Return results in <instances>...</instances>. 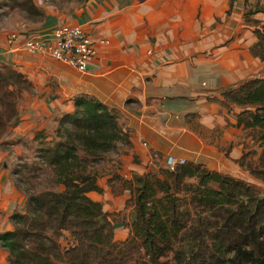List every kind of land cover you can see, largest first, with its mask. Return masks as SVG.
<instances>
[{
	"label": "crops",
	"instance_id": "1",
	"mask_svg": "<svg viewBox=\"0 0 264 264\" xmlns=\"http://www.w3.org/2000/svg\"><path fill=\"white\" fill-rule=\"evenodd\" d=\"M41 8L40 28L28 31L79 25L93 39L97 56L80 72L45 53L12 49L0 35V58L31 83L17 105L19 122L3 140L33 141L41 131L51 135L56 119L74 111L77 94L115 110L130 143L126 150L118 144L108 152H117L120 170L101 173L103 193L91 191L88 196L113 214L114 239L122 240L117 229L124 227L128 233V228L117 219L130 220L133 206L126 205V188L119 185V195L110 188L112 173L127 180L149 172L147 162L151 165L153 157L164 160L170 154L219 172L229 165L218 154L215 128L223 136L219 143L229 142L243 128L214 97L220 98L224 87L261 75L264 61L253 56L252 47L258 41L254 25H264V11L246 12L264 9V0H87L66 12L49 3ZM22 199L14 176L0 163V232L12 228L9 216ZM0 264H7L1 246Z\"/></svg>",
	"mask_w": 264,
	"mask_h": 264
},
{
	"label": "trees",
	"instance_id": "2",
	"mask_svg": "<svg viewBox=\"0 0 264 264\" xmlns=\"http://www.w3.org/2000/svg\"><path fill=\"white\" fill-rule=\"evenodd\" d=\"M48 1L60 12L61 2H74L70 10L87 2ZM19 5L44 16L33 0ZM257 11L264 9H249L246 15ZM254 26L258 41L252 54L264 61V25ZM30 88L23 73L2 65L0 144L19 122L17 100ZM219 94L214 99L233 113L236 125L258 133L259 156L247 162L246 169L264 182V76L241 80ZM72 101L74 111L56 119L53 135L41 131L33 137L36 154L34 166L28 165L25 210L13 211L12 228L0 232L7 264H264V194L239 178L191 160L173 171L162 169L163 178L149 171L127 180L119 175L108 179L112 190L119 182L129 191L126 205L133 206V218L117 219L128 228L126 237L115 240L116 218L88 193H103L98 184L101 175L93 165L118 144L123 149L129 145L128 129L118 113L98 99L77 94ZM251 153L243 152L237 162L243 164ZM41 167L49 171L50 185L39 189L31 180ZM21 172L23 168L15 174ZM191 178L195 184L188 181ZM62 237L67 245H62Z\"/></svg>",
	"mask_w": 264,
	"mask_h": 264
},
{
	"label": "rangeland",
	"instance_id": "3",
	"mask_svg": "<svg viewBox=\"0 0 264 264\" xmlns=\"http://www.w3.org/2000/svg\"><path fill=\"white\" fill-rule=\"evenodd\" d=\"M23 0H1L0 1V35L5 36L7 38V35L12 31H22V30H28V27L36 26V29H39L40 23L42 22L43 17L40 15L32 14L28 11V8H26L23 5H19V2L22 4ZM33 3L41 8L42 5L46 3H50L48 0H33ZM61 5L63 6V12L70 11L71 8L75 7L76 4L74 2H61ZM21 49H26L23 44L19 45ZM48 55V54H47ZM49 56V55H48ZM50 57V56H49ZM2 65H9L0 58V70L2 69ZM13 69H16L12 65H9ZM260 76H264V69L260 72ZM25 75V74H24ZM257 76V75H255ZM26 91V90H24ZM25 92H21L18 100L17 105L19 104L20 100H22V94L24 95ZM16 105V106H17ZM18 107V106H17ZM256 130V129H254ZM215 131L217 132L216 135H213L212 132H210V135L216 136L217 144L216 147L219 152L218 154L222 155L225 160L229 163V165H222L221 167V173L228 174L230 176H234L236 178H239L253 187H255L260 194H264V182L253 177L249 171L246 169V163L255 160L259 156L260 152V140L257 139L258 133L255 131V133H252L249 129H242L241 131H238L234 133V137L226 143L219 141L223 138L221 131L219 128H215ZM52 135L54 134V129H52ZM4 138V137H3ZM11 139V138H10ZM3 140V139H2ZM2 144H0V156L1 160L0 163L2 165H6V167L9 168L10 172L15 178L16 184L18 186V190H20L24 196V199H22L18 205L17 211H24L25 210V199H26V191H28V165L34 166V164H31L34 160V156L36 154V142L35 144L33 141H30L29 138L26 139V141H23L22 143H19L18 140L15 142L14 139L11 140H3ZM19 148V149H18ZM251 150L252 153L249 154L244 160L241 161V164L237 162V160L240 158L241 154L243 152ZM236 155V156H235ZM117 159V152H110L105 153L103 155V158L101 161L95 163L93 165V169L97 171L99 174L104 173H111L113 171L120 170L119 165L120 163L116 160ZM161 156H158V158L153 157L151 165L147 162L148 167L152 168L149 170L151 174H154L158 176L159 178H163V173L161 172L162 169H166L164 160ZM200 163V162H198ZM204 167L208 168L204 163H200ZM25 166V167H24ZM146 166V169L148 168ZM23 168L22 174H15L16 170L20 171V169ZM42 169L39 170V175L36 176V178L32 179L31 181L38 186L39 189H42L44 186H49V171L45 167H41ZM210 170H213L211 168H208ZM216 171V170H215ZM219 172V171H218ZM36 173V170L35 172ZM113 175V173H112ZM102 176H100L101 178ZM189 182L195 184L196 179L191 178L188 180ZM117 183V184H116ZM113 183L114 187V193L117 195L121 194L122 190L119 185H121L119 182ZM131 206V205H128ZM20 209V210H19ZM134 216L131 213V218ZM127 229L124 227H121L117 229V235L120 237H126ZM62 245H67V241L64 237L61 238Z\"/></svg>",
	"mask_w": 264,
	"mask_h": 264
},
{
	"label": "built area",
	"instance_id": "4",
	"mask_svg": "<svg viewBox=\"0 0 264 264\" xmlns=\"http://www.w3.org/2000/svg\"><path fill=\"white\" fill-rule=\"evenodd\" d=\"M6 42L12 49H19V45L23 44L25 50L31 53L48 54L80 72H86L97 56L93 39L79 25L61 23L47 32L12 31L7 35ZM184 162V158L171 154L164 158L165 167L171 171Z\"/></svg>",
	"mask_w": 264,
	"mask_h": 264
}]
</instances>
